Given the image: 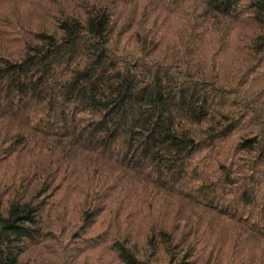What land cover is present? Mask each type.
I'll return each mask as SVG.
<instances>
[{
	"label": "trees",
	"instance_id": "obj_1",
	"mask_svg": "<svg viewBox=\"0 0 264 264\" xmlns=\"http://www.w3.org/2000/svg\"><path fill=\"white\" fill-rule=\"evenodd\" d=\"M0 264H264V0H0Z\"/></svg>",
	"mask_w": 264,
	"mask_h": 264
}]
</instances>
